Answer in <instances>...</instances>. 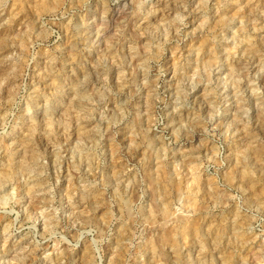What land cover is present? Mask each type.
<instances>
[{
  "label": "rangeland",
  "instance_id": "1",
  "mask_svg": "<svg viewBox=\"0 0 264 264\" xmlns=\"http://www.w3.org/2000/svg\"><path fill=\"white\" fill-rule=\"evenodd\" d=\"M0 264H264V0H0Z\"/></svg>",
  "mask_w": 264,
  "mask_h": 264
},
{
  "label": "bare ground",
  "instance_id": "2",
  "mask_svg": "<svg viewBox=\"0 0 264 264\" xmlns=\"http://www.w3.org/2000/svg\"><path fill=\"white\" fill-rule=\"evenodd\" d=\"M37 208V207H36Z\"/></svg>",
  "mask_w": 264,
  "mask_h": 264
}]
</instances>
